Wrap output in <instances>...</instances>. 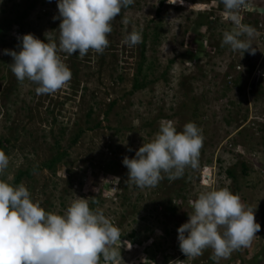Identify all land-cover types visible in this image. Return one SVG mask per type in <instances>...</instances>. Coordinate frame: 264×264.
Wrapping results in <instances>:
<instances>
[{
  "label": "rangeland",
  "instance_id": "rangeland-1",
  "mask_svg": "<svg viewBox=\"0 0 264 264\" xmlns=\"http://www.w3.org/2000/svg\"><path fill=\"white\" fill-rule=\"evenodd\" d=\"M33 2L26 18L15 20ZM251 7L264 9V0H251ZM223 11L221 0H134L112 22L103 54L59 53L71 80L55 93L37 95L38 85L16 79L4 50L19 51L18 37L26 34L47 42L45 34L53 32L58 42L57 0H2L0 141H9L3 151L10 163L0 180L11 182L19 171L47 163L58 143L67 156L54 173L43 169L21 184L33 202L58 215L78 198L88 199L119 229L111 245L121 254L116 264H217L212 249L185 256L177 230L200 192L228 189L255 211L261 231L218 264H264V14L241 13L256 30L250 41L255 54L243 55L222 46L223 34L234 28ZM133 31L142 42L129 47L123 41ZM189 45L196 53L186 56ZM136 80L143 89L134 90ZM162 121L174 122L178 132L189 122L197 125L203 136L199 166L174 181L162 173L156 187L137 188L122 161L151 142ZM203 174L211 180L203 183Z\"/></svg>",
  "mask_w": 264,
  "mask_h": 264
},
{
  "label": "clouds",
  "instance_id": "clouds-1",
  "mask_svg": "<svg viewBox=\"0 0 264 264\" xmlns=\"http://www.w3.org/2000/svg\"><path fill=\"white\" fill-rule=\"evenodd\" d=\"M51 2V0H49ZM181 2V0H180ZM2 3V0H0ZM223 16L234 28L223 34L222 46L233 51L255 54L251 39L256 30L244 24L242 12L251 0H221ZM134 0H57L58 42L51 33L47 42L33 34L18 37L19 51L4 50L12 58L11 72L19 82L25 79L38 85L37 95L52 94L64 87L72 73L59 53L83 57L89 50L103 54L109 47L112 22ZM246 37V39H242ZM142 42V34L133 31L123 43L133 47ZM203 136L195 123L178 132L172 121H162L155 138L124 157L128 182L137 188L156 187L167 174L170 181L183 176L185 169L199 166ZM9 157L0 150V175L8 168ZM117 180H119L117 178ZM188 222L178 228L180 251L197 257L212 249L213 260L227 259L233 251L248 247L261 225L255 211L246 208L239 195L228 189L205 190L192 202ZM120 232L102 212L90 209L88 199L73 201L63 215L46 212L33 202L23 185L12 186L0 180V264H116L121 259L111 245ZM103 258L105 262L103 261Z\"/></svg>",
  "mask_w": 264,
  "mask_h": 264
},
{
  "label": "trees",
  "instance_id": "trees-1",
  "mask_svg": "<svg viewBox=\"0 0 264 264\" xmlns=\"http://www.w3.org/2000/svg\"><path fill=\"white\" fill-rule=\"evenodd\" d=\"M165 1V0H163ZM35 7L34 5V2L32 4H30L26 10H23L21 11L20 13H17L16 17H15V20H23L26 18L28 12L30 10H32L33 8ZM9 27V25H8ZM3 30V27L0 25V33L2 32ZM6 30V29H5ZM145 52H146V46L145 44L143 43L142 44V48H141V53H140V57H141V62L139 64V67H138V73L140 74L141 73V68H142V65L144 64L145 60H146V57H145ZM196 53V48H194L193 46H187L186 47V56H189V55H194ZM133 88L134 90H140V89H143L144 88V85L143 84H139L138 81L136 80L134 85H133ZM81 134H78L74 137V139L72 140L71 144H75V142L77 141V139L80 137ZM57 143V142H56ZM7 144H9V141L6 139L4 141H0V150H5L6 149V146ZM67 156V153L66 151H60L59 150V146H58V143H57V150L55 152V155L54 157L48 161L47 163L39 166V167H33L31 169H27L25 171H19L13 178V180L11 182H8L10 185L12 186H19L21 184V181L22 179L24 178H29L31 177V175L35 172H38L40 170H47V171H51L52 173H54V167L58 164V163H61L62 160L64 158H66ZM242 172L245 174L246 173V167L245 165H242ZM227 176L231 179H234V175L232 173V171H228L227 172ZM90 209H92V207H90ZM167 210L169 212H172V208L171 207H168ZM262 222L264 223V209L262 211ZM130 240H134L135 238V235L134 233L132 232L131 235H130ZM165 260H168L167 257H164ZM140 264H144V263H140Z\"/></svg>",
  "mask_w": 264,
  "mask_h": 264
},
{
  "label": "water",
  "instance_id": "water-1",
  "mask_svg": "<svg viewBox=\"0 0 264 264\" xmlns=\"http://www.w3.org/2000/svg\"><path fill=\"white\" fill-rule=\"evenodd\" d=\"M247 12H256L257 14H264V9L259 8V7H250Z\"/></svg>",
  "mask_w": 264,
  "mask_h": 264
},
{
  "label": "built area",
  "instance_id": "built-area-1",
  "mask_svg": "<svg viewBox=\"0 0 264 264\" xmlns=\"http://www.w3.org/2000/svg\"><path fill=\"white\" fill-rule=\"evenodd\" d=\"M262 173L264 174V167H263V169H262ZM204 175V174H203ZM202 175V176H203ZM211 180V174H208V175H204L203 176V183H207L208 181H210ZM103 261L105 262V260H104V258H103ZM106 263V262H105Z\"/></svg>",
  "mask_w": 264,
  "mask_h": 264
}]
</instances>
